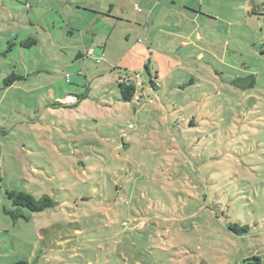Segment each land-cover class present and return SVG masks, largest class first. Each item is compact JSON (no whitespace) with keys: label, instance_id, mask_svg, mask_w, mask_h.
<instances>
[{"label":"rangeland","instance_id":"374dc122","mask_svg":"<svg viewBox=\"0 0 264 264\" xmlns=\"http://www.w3.org/2000/svg\"><path fill=\"white\" fill-rule=\"evenodd\" d=\"M142 1L0 0V264H264V0H204L202 39L189 1L167 24ZM110 5L125 23L77 9ZM98 33L100 64L76 59ZM120 79L143 99L120 102ZM12 189L55 205L13 220Z\"/></svg>","mask_w":264,"mask_h":264},{"label":"crops","instance_id":"0c3cea01","mask_svg":"<svg viewBox=\"0 0 264 264\" xmlns=\"http://www.w3.org/2000/svg\"><path fill=\"white\" fill-rule=\"evenodd\" d=\"M142 1V0H141ZM182 1H185V0H182ZM186 1H189V2H187V3H184V4H188L189 5V7L191 8V9H188V11L190 12V14H192V16L193 15H195V16H191V20H192V24L194 25V27H195V29L197 30L196 32L198 33V38L199 39H202V34H200V29H201V23L199 22V17H209V18H211V20L212 21H215V20H218L217 18H218V12L216 11V10H212V8L209 6V8H208V10H204V8H205V5H204V0H195V1H197V3L200 5L199 6V11L198 12H196L195 11V8H196V6H194L193 4H192V0H186ZM206 1H208V0H206ZM181 2V0H143L142 1V7H143V9H141V12H140V14L142 15L145 11H146V9H148V11H149V13H150V16H149V19H151V21H152V23H156V24H158V22H160V21H162L163 23H165V24H167L168 22H171L169 19H172V18H176V16H178V15H176V14H172L173 12H176V11H178L179 9H180V6L178 5L179 3ZM135 4H137V3H135ZM140 6V5H139ZM139 6H138V8H139ZM91 10H93V11H95L96 13H92L93 14V16H95V21H94V23H102V21H104V19H107V20H109V21H114L115 22V25L116 24H120V23H122V22H124L125 23V18H124V16H117V15H114V16H112V13L114 12V10H113V6L112 5H110L109 6V9H108V13L107 12H104V10H101V9H99V10H94V8H90ZM140 9V8H139ZM79 10V9H78ZM171 10V14L169 13V11ZM80 11V10H79ZM173 11V12H172ZM181 11V14H180V17L179 18H177L176 20L177 21H182V19H183V17H188V14L187 13H185L184 11H182V10H180ZM216 11V12H215ZM107 13V14H106ZM124 13L125 14H128L129 12H127V11H124ZM160 14H162V16L161 17H159V15ZM109 15V16H108ZM144 15H145V13H144ZM147 15V14H146ZM155 15H157V22L155 21V18H153L152 19V16H155ZM189 18V17H188ZM159 19H160V21H159ZM30 20V23H29V25L31 26V29L28 31H26V32H24V36L23 37H21V38H17V40L19 41V47H16V46H14V48H13V50H16V52H18V54H20V48H22L21 46H20V43H21V41H23L24 39H26V38H29V37H34L35 39H36V45H38V43H39V40H38V34H37V32H36V30L35 29H32V27H35V25H33L32 23H31V19H29ZM130 23H132L131 21H129ZM149 22L150 21H147V24H149ZM137 26H139V24H136ZM106 25H104V27H105ZM148 26V25H147ZM166 28H168V26L166 27ZM148 28L146 29V28H144L143 29V33H147L148 32ZM45 31V30H44ZM150 31H151V33H153L154 32V29L153 28H150ZM158 34L160 35V34H163V33H166V32H164V31H162L161 32V30L159 31L158 30ZM161 32V33H160ZM100 33H98V35H99ZM101 34H102V32H101ZM100 34V36L99 37H101V38H97L96 40H97V43H102L103 41H104V33H103V36ZM170 36V35H169ZM97 37V36H96ZM147 38L149 39V40H152V36H150V34L149 35H147ZM176 38V37H175ZM178 39V38H177ZM101 40H103V41H101ZM180 40V39H179ZM49 41V44H51L52 45V42H50V40H48ZM98 44V46L100 47L98 50H96V49H94V54L95 55H101V53H104L105 51H104V49L106 48V46H107V44H105V42H103L102 44H100L99 45ZM180 44H181V47H183V48H187L188 47V42L187 41H180ZM35 45V46H36ZM35 46H33V47H35ZM54 47H57V46H55V45H53ZM32 48V47H31ZM31 48H29V49H31ZM90 48H92V47H90ZM28 49V50H29ZM100 49H102V50H100ZM100 50V51H99ZM102 51V52H101ZM79 53H81V52H77V56H78V54ZM81 54H83V53H81ZM77 56H76V59H82V58H84V57H82V58H77ZM21 57V56H20ZM11 58H13V57H11ZM11 61V60H10ZM100 64V63H99ZM183 64V63H182ZM84 72L83 71H81V69L79 70V67H78V69H77V75L76 76H81L82 74H83ZM83 79H85L84 78V76L82 77ZM81 80V77L79 78V81ZM22 81V80H21ZM71 83V82H70ZM65 85H63V82L62 81H60L59 82V87H60V89L62 90L63 89V87H64ZM60 98V100L61 101H63V102H65L66 100H71V99H75V102L77 101V99H78V97L76 96H67V95H65V94H63V96L62 97H59Z\"/></svg>","mask_w":264,"mask_h":264},{"label":"trees","instance_id":"16d2710c","mask_svg":"<svg viewBox=\"0 0 264 264\" xmlns=\"http://www.w3.org/2000/svg\"><path fill=\"white\" fill-rule=\"evenodd\" d=\"M77 9L84 10L90 13H96L95 11L91 10L90 8H84L82 9L81 7H77ZM108 13V12H107ZM106 13V14H107ZM109 16V15H108ZM36 39L34 37H29L21 41L20 46L24 49H29L33 46L36 45ZM13 47V44L9 42V48L7 50L10 51V48ZM94 50V49H93ZM6 55V54H5ZM85 54L79 53L77 58H82L85 57ZM100 63V62H99ZM96 63V64H99ZM149 74V73H148ZM23 80L22 77L17 76L15 74H11L8 76L4 81H3V86L4 87H10L12 86L15 82ZM234 86L242 89V90H248L254 88L255 85V80L253 76H248L245 79H237L235 82H233ZM149 87L152 88L153 90H156L157 85L154 83L152 78H150ZM143 86V82L141 81V85ZM117 92L119 95L118 100L120 102H123L125 104L131 103L132 101H141L143 96L139 95V90L137 88V85L135 83L131 82L129 79H120V81L117 83ZM144 92V91H143ZM87 96L81 95L78 97L79 100H82L86 98ZM2 178L0 175V191L2 189ZM6 195L9 198V200L12 203V206L14 208L13 211H5V213L11 215L13 220H16L18 218H24L27 220L28 218L24 216L23 210H28L32 214L36 213H41L46 209L53 208L55 203L54 201L46 195H43L41 198L36 199L34 198L31 193L29 192H24V191H16V189L12 190H6ZM229 230L233 232L234 234L241 235L243 233H247L248 228L247 227H240L237 224H232L228 226ZM254 260L257 261L256 264H260L259 260L255 257ZM20 264V263H19Z\"/></svg>","mask_w":264,"mask_h":264},{"label":"built area","instance_id":"2783aa9c","mask_svg":"<svg viewBox=\"0 0 264 264\" xmlns=\"http://www.w3.org/2000/svg\"><path fill=\"white\" fill-rule=\"evenodd\" d=\"M136 8H137V7H136ZM137 9H138V8H137ZM138 11H140V10L138 9ZM85 55L92 57V56L94 55V50H93V49H89V50H87V52L85 53ZM102 58H103V54H101V55L97 58L96 63H99V62L101 61ZM136 85H137V86H140V85H141V79L137 81V84H136Z\"/></svg>","mask_w":264,"mask_h":264}]
</instances>
